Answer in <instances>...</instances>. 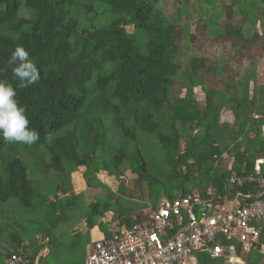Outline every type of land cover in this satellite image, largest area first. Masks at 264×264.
Instances as JSON below:
<instances>
[{
  "label": "trees",
  "instance_id": "1",
  "mask_svg": "<svg viewBox=\"0 0 264 264\" xmlns=\"http://www.w3.org/2000/svg\"><path fill=\"white\" fill-rule=\"evenodd\" d=\"M16 46L40 70L16 89L40 138L0 139V264H85L91 229L150 225L162 198L264 196L250 180L264 176V0H0V79L14 87ZM256 226L245 264H264Z\"/></svg>",
  "mask_w": 264,
  "mask_h": 264
},
{
  "label": "built area",
  "instance_id": "2",
  "mask_svg": "<svg viewBox=\"0 0 264 264\" xmlns=\"http://www.w3.org/2000/svg\"><path fill=\"white\" fill-rule=\"evenodd\" d=\"M260 164V162H258ZM256 172L260 167L256 165ZM264 188V176L250 178ZM229 183L243 180L232 175ZM198 194L163 198L148 213V222L134 223L112 238L93 240L85 264H203L197 253H208L218 264H245L244 253L258 244L256 221L264 218V196L251 192L227 203ZM249 198V200H247ZM8 264H29L13 254Z\"/></svg>",
  "mask_w": 264,
  "mask_h": 264
},
{
  "label": "clouds",
  "instance_id": "3",
  "mask_svg": "<svg viewBox=\"0 0 264 264\" xmlns=\"http://www.w3.org/2000/svg\"><path fill=\"white\" fill-rule=\"evenodd\" d=\"M8 67L17 81L0 79V139L7 143L31 146L39 140V132L29 127L27 109L17 98V88L25 89L40 80V70L30 53L23 46H16L10 53Z\"/></svg>",
  "mask_w": 264,
  "mask_h": 264
},
{
  "label": "rangeland",
  "instance_id": "4",
  "mask_svg": "<svg viewBox=\"0 0 264 264\" xmlns=\"http://www.w3.org/2000/svg\"><path fill=\"white\" fill-rule=\"evenodd\" d=\"M258 67H259L260 74H262V72L264 71V57L262 58V60H260V62H258ZM196 92H197L198 96L202 97V93H201V91L199 89H196ZM221 120L222 121H229V122H231L233 120L232 113L231 112H228L226 110H223L222 113H221ZM84 171H85L84 168H80L78 171L73 172L72 175H71V180L73 181L74 186L76 185V189H78V190H76L77 192L78 191H82L83 189L86 188L85 180L83 178ZM100 177H101L102 181H104L105 183H107L108 185H110L112 188L115 189V186L116 185L110 179L107 178L106 173H102L100 175ZM129 177H134V175L130 174V172H127L126 173V178L128 179ZM146 183L147 182H144L142 185L139 184V183L138 184L137 183L136 184L135 183H132L129 186H132L133 188H135V187L136 188H143V187L146 188V186H147ZM89 191L92 192L91 190H88V192ZM87 194L90 195V193H87ZM90 196H92V194ZM161 200H159V201H161ZM37 237H39V236H37ZM42 242L43 243L44 242L46 243L47 242V239L44 238V240H42Z\"/></svg>",
  "mask_w": 264,
  "mask_h": 264
},
{
  "label": "crops",
  "instance_id": "5",
  "mask_svg": "<svg viewBox=\"0 0 264 264\" xmlns=\"http://www.w3.org/2000/svg\"><path fill=\"white\" fill-rule=\"evenodd\" d=\"M74 187H75V190H78V189H76V185ZM104 220H106V219H104ZM90 236H91V244H92L93 240L101 238L102 236H104V234L102 233V231L99 230L98 226H96V227H94L93 229L90 230ZM47 244H48V241H47ZM90 246H88L87 249H89ZM47 252H48V249L45 248L44 249V254H46Z\"/></svg>",
  "mask_w": 264,
  "mask_h": 264
}]
</instances>
